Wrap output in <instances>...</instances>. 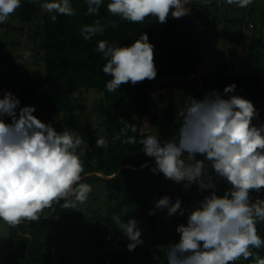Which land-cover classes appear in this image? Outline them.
Listing matches in <instances>:
<instances>
[{
	"label": "clouds",
	"instance_id": "1",
	"mask_svg": "<svg viewBox=\"0 0 264 264\" xmlns=\"http://www.w3.org/2000/svg\"><path fill=\"white\" fill-rule=\"evenodd\" d=\"M85 2L86 15H99L103 0ZM224 3L246 8L254 0ZM190 5L191 0H110L107 11L133 24H141L148 17L166 24L169 17L180 19L188 15ZM20 7L21 0H0V24L6 23ZM40 8L52 22L59 15H76L71 0H46ZM104 31L100 20H95L82 26L80 35L90 41ZM154 47L146 32L131 45L97 41L95 51L106 61L102 72L111 77L105 85L107 92H116L125 84L135 86L154 80ZM30 56L31 52L24 53L25 60ZM236 89L232 83L222 92L212 90L201 99L190 97V103L179 113L178 138L173 140L162 142L156 134L137 140L134 135L128 136L129 131L137 132L136 126L119 118L123 126L114 142L126 136L122 143H138L142 146L140 151L154 160L150 168L153 174H162L166 180L182 185L185 192L196 185L201 193H207L190 209L182 207L180 197L173 201L164 195L154 201L149 216L155 215V210H166L168 218L184 216L187 211L186 224L175 227L179 240L168 244L165 261L154 257L158 264H264L260 251L264 250V238L258 231V225L264 223V198L252 195L264 190V123H253L260 113L250 99L235 94ZM225 94L231 95L224 98ZM36 111L34 106H21L11 91H3L0 96V222L9 228L40 221L46 218L45 210L55 205L76 209L87 202L93 191L91 184L83 182L84 137L75 131H57L34 115ZM107 143L98 136L95 147L104 148ZM208 166L211 173L206 171ZM141 167H148L147 161ZM219 180L227 185L222 195L218 194ZM127 211V206L121 209V213ZM112 219L129 241L128 251L144 244L135 218L125 221L114 214Z\"/></svg>",
	"mask_w": 264,
	"mask_h": 264
},
{
	"label": "trees",
	"instance_id": "2",
	"mask_svg": "<svg viewBox=\"0 0 264 264\" xmlns=\"http://www.w3.org/2000/svg\"><path fill=\"white\" fill-rule=\"evenodd\" d=\"M46 0H24L22 19L30 22L34 13L40 14L42 21V39L40 42L43 52V65L45 72V90L40 93L29 80L24 83L13 81L10 78H0V96L3 91H11L21 102V106L36 104L47 119L61 115L63 129L79 132L80 120L77 110L83 106L82 92L94 89L102 94V110L105 122V139L107 146L96 148L92 146L91 137L83 136L88 145L92 146L90 154H82L85 173L83 182L94 186H101L107 200L104 217L103 234L108 246L121 244L126 246L129 242L124 234L117 230L112 217L121 215L122 219L135 218L142 225V215L154 225L156 222L162 226L168 225L171 218L166 215V210L160 214L149 216V210L154 208V201L164 195L170 196L173 201L180 197L182 203L192 199L194 201L203 198L207 193H201L196 185L185 192L182 187L177 193L172 190V181L166 180L162 174H153L150 168L154 166L153 159L148 158L140 151L138 143L126 144L121 141L127 139L121 136L120 140L113 141L119 134L121 127L120 117L134 124L136 133L129 131L128 136H135L137 140L142 136L140 131L143 117L153 103L149 90L154 82L162 78H180L191 67L192 58L196 53L188 48V35L190 28L197 18L205 19L208 7L211 3L192 6L188 15L173 19L169 17L166 24L156 23L155 17H148L141 24H133L122 20L118 16H112L107 11L110 0H103L99 15H86L87 4L85 0H71L76 9V15H59L56 22H52L50 15L41 12L40 4ZM50 2V0H48ZM100 20L105 31L103 35L97 34L90 41H85L80 35L82 26L92 24ZM208 20V19H206ZM142 32H146L149 41L154 47V60L157 68V77L145 80L135 86L122 85L116 92L109 93L106 83L111 79L102 72L106 63L101 53L95 51L97 41L107 40L109 44L120 46L131 45L139 39ZM215 90L223 91L226 85L235 83L236 93L250 99L260 113L256 124L264 123V77L256 74L234 73L229 67L222 66L215 74ZM243 89L241 92L240 89ZM190 97L201 99L203 96L192 94L181 97L179 101L180 111L175 108V99L169 95L159 97L163 104L158 119H154L157 135L161 141L178 138V127L181 123L179 113L184 111L190 103ZM225 97V96H224ZM79 151V150H78ZM203 159V157H200ZM147 161L148 167H141ZM206 171L211 173L208 166ZM227 185L223 180L217 184L218 194L222 195ZM179 193V194H178ZM63 201H61V204ZM127 206V213H121V209ZM72 209H64L55 205L53 209H47L46 218L31 224H21L18 228H8V240L6 254L1 264H54L52 260L50 235L41 240L40 230L51 231L56 221L70 219ZM127 215V216H125ZM125 217V218H124ZM187 216L182 217V224H186ZM258 231L264 238V223L258 225ZM150 247L143 252V260L148 264H158L154 257L159 256L160 261L166 260L167 245L157 237L152 238ZM18 243L19 251L15 250ZM264 255V250H260ZM0 256V260H1ZM68 264V263H63ZM238 264H250V261H240Z\"/></svg>",
	"mask_w": 264,
	"mask_h": 264
},
{
	"label": "rangeland",
	"instance_id": "3",
	"mask_svg": "<svg viewBox=\"0 0 264 264\" xmlns=\"http://www.w3.org/2000/svg\"><path fill=\"white\" fill-rule=\"evenodd\" d=\"M9 20L0 24V78H10L24 83L29 80L40 93L45 90V72L43 52L41 49L42 21L40 14L34 13L28 23L23 21V2ZM194 4L203 5L204 0H193ZM211 6L205 19L199 17L190 28L188 48L196 56L192 58L191 67L180 78H162L154 82L148 91L153 98L143 117L141 135L156 134L154 119H158L163 104L159 97L171 95L175 99V108L180 111L181 97L192 94L203 96L205 93L217 89L215 74L222 66L229 67L234 73L256 74L264 77V0H254L246 8L227 5L224 0H210ZM192 6V0L191 5ZM41 10L40 13H42ZM208 19V20H206ZM31 52L25 60L24 53ZM220 91L221 90H217ZM231 94H225L228 98ZM83 106L77 110L80 120L78 125L82 136L92 139L95 147L96 138H105V122L102 110V94L94 89L82 92ZM37 111L34 113L43 122L50 123L55 129L63 127L61 115L47 119L36 104H31ZM253 123L256 124L255 119ZM92 146L86 139L82 146L83 154H90ZM80 151V150H79ZM182 185L172 181V190L177 193ZM179 194V193H178ZM260 195L264 198V190ZM177 197H175L176 199ZM195 201L189 199L182 203V207L190 209ZM107 200L101 186L94 184L93 191L86 203L72 209L70 219L56 221L50 232L40 230L41 240L50 235L52 260L54 264H148L143 260V252L157 237L163 244L175 243L179 235L175 227L182 224L183 216H173L171 222L162 226L156 222L152 225L145 215H142V239L144 244L137 246L134 251H128L126 246H108L104 241L103 225ZM164 211V210H163ZM159 210L160 214L163 213ZM47 216V209L43 213ZM187 216V211L185 212ZM8 228L0 222V264L6 254ZM15 250L19 251L18 243Z\"/></svg>",
	"mask_w": 264,
	"mask_h": 264
}]
</instances>
